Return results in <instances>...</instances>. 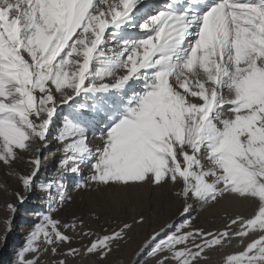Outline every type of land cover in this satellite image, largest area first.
Returning <instances> with one entry per match:
<instances>
[{
	"label": "snow or ice",
	"instance_id": "6c2138e0",
	"mask_svg": "<svg viewBox=\"0 0 264 264\" xmlns=\"http://www.w3.org/2000/svg\"><path fill=\"white\" fill-rule=\"evenodd\" d=\"M0 167L19 184L7 230L30 196L47 202L13 264L105 259L126 238L127 222L56 216L73 179L169 188L182 219L145 238L153 264H208L234 242L223 264H264V0H0ZM221 201L253 210L195 225L193 202Z\"/></svg>",
	"mask_w": 264,
	"mask_h": 264
},
{
	"label": "bare ground",
	"instance_id": "6f19581e",
	"mask_svg": "<svg viewBox=\"0 0 264 264\" xmlns=\"http://www.w3.org/2000/svg\"><path fill=\"white\" fill-rule=\"evenodd\" d=\"M89 141L93 146L100 143V141H98L95 136L92 135H89ZM57 147L58 145L56 141L53 140L50 148L44 153L45 159L44 168L41 169L40 174L41 180H43L46 176L51 177L55 174L54 166L57 164L60 158V153L56 151ZM16 167L21 171L27 170L26 165L23 162L18 163ZM8 172V169L0 167V229L2 228L0 230V236H3L7 231L6 241H0V264H13L12 262L16 258L15 254L17 250L24 245L28 233L30 232L34 224L38 222L34 213L40 212L42 210V207H46L47 203L37 194H33L32 196H30L27 203L18 207V211L13 215L10 230H7L4 221H6L11 214L8 212L6 205L7 203L13 201L14 197L12 195V192L17 190L19 187L17 179L14 176L9 175ZM84 175H87V171L84 172ZM75 183L76 180L73 179V181L67 187V195L71 197V199L66 201L64 206L62 207L64 210L70 211V213L67 215H69L71 218L74 216L81 218L83 215H93V212L95 213V215H98L103 210H106L104 207L107 208V211L114 208V213L116 211L122 213V210L129 209L131 211V214L133 215L131 216L133 217L132 220H137L140 215H143L145 217L143 223H134V233H136L134 241L135 245L143 241L154 230H159V228L165 223H175L179 218L180 201L174 197L167 186L163 189L155 187L150 188L148 186H145L143 188L123 189L102 187L96 190L81 191L76 189ZM83 204L87 205L88 207L86 209L81 208ZM99 205H101L102 208H100ZM193 208L194 211H198L200 206L196 209V206L193 204ZM159 210H161L159 214L160 217L155 215ZM218 210L219 211L215 213L212 212L213 215L222 213L232 215L234 214V211L245 212L242 213L244 215L250 213L252 207L242 203L223 201L220 205H218ZM88 217L90 216H87V218ZM225 223L226 222L224 221L218 226L221 227ZM73 246L77 247L79 246V244H74ZM228 248H225V250L223 249L221 250V252H219L221 258H224V255L228 254V252L233 251ZM232 248L234 250H238L235 246V242ZM134 249L123 248L122 250H119L117 248H113L111 254L103 260H98V258L93 255L82 256L75 260L69 258L68 260L71 264H128L129 259L134 252ZM119 256L122 257V260L116 259ZM48 257L50 261L52 258L50 256ZM5 258L6 260H4ZM145 258L146 256L140 259L139 263L147 264L144 263ZM42 260L44 261V264H48L49 262L45 257H43Z\"/></svg>",
	"mask_w": 264,
	"mask_h": 264
},
{
	"label": "rangeland",
	"instance_id": "374dc122",
	"mask_svg": "<svg viewBox=\"0 0 264 264\" xmlns=\"http://www.w3.org/2000/svg\"><path fill=\"white\" fill-rule=\"evenodd\" d=\"M221 202H223V201H221ZM193 204L196 206V209H197V207L199 208V206H200V208H199L198 211L195 210V211L192 212V217L195 218L194 219L195 225L202 226V227H205V228H213V227H219L218 225L220 223L224 222V221L227 222V218H226L225 213H222V214H214L213 215V213L219 211L218 210V205H220L221 203L218 204V205H215V206H211V207L210 206L202 205L200 203L198 204V203H195V202H193ZM87 205H88V203H87ZM87 205H84L83 204V206L81 208L86 209L88 207ZM99 206H100V208H102L101 205H99ZM104 208L106 210H103L98 215H85V216L83 215L81 218L85 221L86 224H90L93 228L95 227L94 229L97 230V231H100L101 228L114 227L115 224L121 223V222H127V223L132 224V228L128 232L126 238L123 241H121L118 246H116V247L114 246L113 248H117L119 250H122L123 248L124 249L125 248H132V249L135 248L132 256L129 259V263L128 264H140L139 263L140 259L144 258L145 256H146V258H145V261L146 262L144 261V263L153 264V261H151L152 258H150V257L147 256V250L141 251V248L143 246V242H144L145 239L143 241H141L140 243L136 244V245L134 243L135 237H136V233H134L135 232L134 231L135 228H134V223H133V220H132L133 217H131V216H133L131 214V211L129 209H127V210H122V213H119L117 211L114 213V211H115L114 208H113L114 210L111 209V210H108V211H107V208L106 207H104ZM128 210H129L130 213L128 212ZM179 210H181V208ZM252 210H251V212H252ZM160 211L161 210L157 211L155 215L158 216V217H160V215H159L160 214ZM123 212H124V214H123ZM69 213H70V211H66L63 208H59L58 211L56 212V216L58 218H60L61 220H63V221H68L69 218L71 219V217L69 215H67ZM109 213H110V215H109ZM126 213L127 214L129 213L130 215L129 214L127 215ZM234 213H240V214H242V213H245V212H242V211H234ZM247 214H249V213H247ZM247 214H244V215H247ZM118 215H120V216H118ZM87 216H90V217L87 218ZM123 216L126 217V218H124ZM138 219H139V217L137 218V220ZM178 219H177V222H175V223H179L181 221L182 217H180V215H179V218ZM141 230H142V228H141ZM77 247H79V246H77ZM232 247L233 246H231V248H228V249H231V250L235 251ZM219 252H221V251H217L215 253L213 252L214 254L213 253L212 254L210 253L211 259L209 260L208 264H223V258L220 257ZM228 253H230V252H228ZM45 258H47L48 261H49V257L48 256H46ZM121 258L122 257L119 256L116 259H121ZM4 260H6V258ZM98 260H99V258H98ZM100 260H103V259H100ZM68 263L71 264L69 262V260H68ZM102 264H104V263H102Z\"/></svg>",
	"mask_w": 264,
	"mask_h": 264
}]
</instances>
